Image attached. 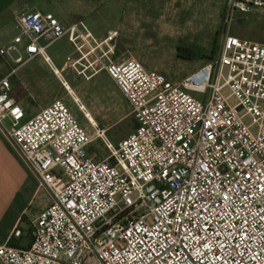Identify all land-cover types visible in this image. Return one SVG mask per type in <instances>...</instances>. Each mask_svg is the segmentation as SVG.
<instances>
[{"label":"built area","instance_id":"2783aa9c","mask_svg":"<svg viewBox=\"0 0 264 264\" xmlns=\"http://www.w3.org/2000/svg\"><path fill=\"white\" fill-rule=\"evenodd\" d=\"M225 6L217 56L179 82L120 59L114 32L98 43L81 21L18 17L0 46L11 67L0 76V128L52 200L0 246V264H264V43L228 32L238 15H264V0ZM65 37L78 51L83 39L81 73L105 71L137 121L104 160L89 155L66 103L26 120L13 95L11 77L37 58L53 66L47 50ZM23 236L26 246L11 243Z\"/></svg>","mask_w":264,"mask_h":264},{"label":"rangeland","instance_id":"374dc122","mask_svg":"<svg viewBox=\"0 0 264 264\" xmlns=\"http://www.w3.org/2000/svg\"><path fill=\"white\" fill-rule=\"evenodd\" d=\"M200 7V4L192 3L191 0H154L149 9L144 6L134 9L132 15L135 24L130 29V35L120 36L116 55L120 59L132 56L147 69L156 70L170 80L179 82L194 72L196 65L201 66L215 59L228 29L225 0H218L208 11H203ZM215 11H218L217 15ZM263 16L257 13L238 15L230 25L231 33H236L238 24L242 27L248 22L262 23ZM8 30L13 35L17 33L13 25ZM256 38L264 41V33ZM83 44V39L79 38L80 50L76 49L79 61L77 69L67 60V55L72 51L67 39L47 50L55 66L61 67L64 63L62 75L73 88L74 94H69L61 78L60 83L41 85V79L51 76V71L49 66L38 60L26 63L19 78L29 84L35 93V102L30 101L32 108L37 107L38 102L50 101L59 96L56 100L66 103L87 132L90 138L89 155L97 160H104L109 158L111 151L122 140L134 132L137 121L125 96L105 71L94 76L89 70L85 71L86 75L81 73L88 65L84 58L86 47ZM179 47L193 51L195 58L186 60L179 57ZM32 74L35 76L28 77ZM77 97L79 102L74 100ZM86 112L91 114L95 122L89 121ZM25 227L27 230L26 225ZM24 242L27 243V239Z\"/></svg>","mask_w":264,"mask_h":264},{"label":"crops","instance_id":"0c3cea01","mask_svg":"<svg viewBox=\"0 0 264 264\" xmlns=\"http://www.w3.org/2000/svg\"><path fill=\"white\" fill-rule=\"evenodd\" d=\"M191 1L192 3L197 2L200 4L201 10L208 11L213 8L212 6L218 0ZM153 4L154 0H0V46L7 44L17 35V19L22 13L42 12L53 14L63 27H70L76 22H83L98 43L103 42L109 33H116L113 43L116 45L117 52L119 50L117 46L120 36L130 35V29L135 24L132 15L135 12L134 9L143 6L149 9ZM149 5L151 6L149 7ZM215 12H217V15L218 11ZM262 19H264V16ZM10 25L14 26L17 31L16 34L13 35L8 30ZM263 25L264 21L255 24L248 22L242 27L238 24L236 33L233 35L241 39L264 43V41L256 38L257 35L264 33ZM231 26L228 30L230 34H232ZM124 29H129V31L125 32ZM63 39H67L72 48L67 57H71L73 61H76L78 59L76 48L67 37ZM87 51L88 49L86 48L85 52ZM36 60L49 66L51 71V76L44 80L41 79V85L46 83L48 86L59 82L58 70L64 73V63L61 67H57L53 61V66H51L43 58H37L33 61ZM201 66L196 65L195 69L197 70ZM24 67L23 65L11 77V83L13 95L24 109L27 120L51 105L59 96H55L50 101L38 102L37 107H30V101L35 102L36 98L29 84L19 78V74ZM10 70V65L0 57V76L8 75ZM29 76L32 77L35 74ZM70 88L73 90L71 86ZM51 200L50 193L40 186L35 171L0 128V246L10 242L17 227L25 233L28 230L30 220L47 207ZM25 225L27 230H25L26 227L24 228ZM24 239L27 238L23 236L19 239H13L11 243L18 247H24L28 244V239L27 243L24 242Z\"/></svg>","mask_w":264,"mask_h":264},{"label":"bare ground","instance_id":"6f19581e","mask_svg":"<svg viewBox=\"0 0 264 264\" xmlns=\"http://www.w3.org/2000/svg\"><path fill=\"white\" fill-rule=\"evenodd\" d=\"M58 76L59 78H61L62 80V84L63 86L65 87V89L70 93H73L74 94V91L70 88L69 84L67 83L66 79L63 77L62 73L58 70ZM71 95V94H70ZM76 95V94H75ZM76 97V96H75ZM75 102H79V97L75 98L74 99ZM83 107H81L82 109ZM86 117L89 119L90 122H95L93 119H92V116L89 112H86L85 113Z\"/></svg>","mask_w":264,"mask_h":264},{"label":"trees","instance_id":"16d2710c","mask_svg":"<svg viewBox=\"0 0 264 264\" xmlns=\"http://www.w3.org/2000/svg\"><path fill=\"white\" fill-rule=\"evenodd\" d=\"M178 56L186 59V60H192L195 58V53L193 51H191L190 49H183L182 47L178 48ZM137 127V124L135 126V128ZM13 244V243H12Z\"/></svg>","mask_w":264,"mask_h":264}]
</instances>
